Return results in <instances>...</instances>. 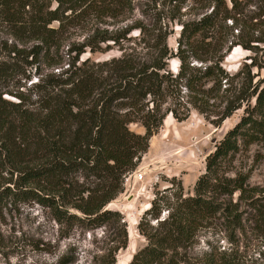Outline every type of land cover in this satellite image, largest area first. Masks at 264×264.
Returning <instances> with one entry per match:
<instances>
[{
  "label": "trees",
  "instance_id": "16d2710c",
  "mask_svg": "<svg viewBox=\"0 0 264 264\" xmlns=\"http://www.w3.org/2000/svg\"><path fill=\"white\" fill-rule=\"evenodd\" d=\"M151 2L144 17L159 13L147 23L131 19L135 0H0V19L24 26L35 42L0 51V222L7 207L33 202L49 210L63 239L77 228L111 227L112 245L94 264H117L129 235L123 214L108 206L166 118L183 122L195 110L219 126L243 109L207 156L193 195L176 178L156 193L138 224L147 244L129 263L241 264L234 247L248 226L264 236V183L236 165L252 147L264 160V0ZM187 11L199 17L184 20ZM119 18L126 24L118 29L98 26ZM237 46L249 63L230 75L223 64ZM220 226L231 249L195 260L199 235ZM76 255L70 245L56 264Z\"/></svg>",
  "mask_w": 264,
  "mask_h": 264
},
{
  "label": "rangeland",
  "instance_id": "374dc122",
  "mask_svg": "<svg viewBox=\"0 0 264 264\" xmlns=\"http://www.w3.org/2000/svg\"><path fill=\"white\" fill-rule=\"evenodd\" d=\"M151 1L135 0V11L134 15L131 14V19H141L147 23L155 21L159 12L149 11L148 13L152 14L149 18H145L143 13L149 6V9H153ZM158 9L160 10V6ZM186 13L184 20L199 17L195 12ZM124 24L126 22H122V18L98 22L102 29L111 30L118 29ZM23 27L0 19V51L3 54H7L6 47L12 45L24 48L33 46L34 40L29 34L23 33ZM180 29V26H174V34L169 38V45L175 50ZM74 34H77L75 36L77 39L80 34L82 41L85 32L78 30ZM259 46L264 48V44ZM115 55L119 53L113 51L107 55L97 54L94 58L103 60ZM248 55L250 53L240 46L233 48L223 64L227 72L230 75L238 73L244 63H249ZM179 65L178 60H171L170 71L178 73ZM254 73L259 71L255 70ZM259 74L261 77L264 76V72ZM37 80L35 77L33 82ZM5 96L15 100L10 95ZM243 113V109L236 112L219 126L212 123V118L207 119L195 110L183 122L176 121L172 115L166 118L159 133L150 140L148 152L139 160L138 168L146 172L145 179L132 183L126 193L124 191L108 206L109 209L119 210L123 214L129 235L128 248L118 253L117 264H129L136 252L147 244L145 237L138 230V224L144 212L151 207L156 193L172 188L171 181L176 178L181 181L185 194L193 195L198 178L205 172L207 156L214 152L216 145L237 124ZM132 129L137 132L143 131L136 125H133ZM257 151V147H252L250 154H239L236 165L238 167L247 165L245 169L251 174L252 182L264 183V160L259 162L256 159ZM112 233V228L108 226L90 232L77 228L69 238L63 239L62 228L53 220L49 210L33 202L12 205L5 209L0 222V264H56L70 245L77 248L73 264H94L96 257L102 255L105 249L112 245L111 239L114 237ZM227 238L221 226L212 231L202 232L192 250L194 259L200 260L205 252L230 250L232 245ZM240 238L238 247H234L237 260L241 264H264V236L248 226L246 234Z\"/></svg>",
  "mask_w": 264,
  "mask_h": 264
},
{
  "label": "built area",
  "instance_id": "2783aa9c",
  "mask_svg": "<svg viewBox=\"0 0 264 264\" xmlns=\"http://www.w3.org/2000/svg\"><path fill=\"white\" fill-rule=\"evenodd\" d=\"M145 176H146V172L144 171V169L140 167L139 168L137 167L135 171L128 173L125 176V190H124L125 193L128 191L129 186L132 183L143 181L145 179Z\"/></svg>",
  "mask_w": 264,
  "mask_h": 264
},
{
  "label": "bare ground",
  "instance_id": "6f19581e",
  "mask_svg": "<svg viewBox=\"0 0 264 264\" xmlns=\"http://www.w3.org/2000/svg\"><path fill=\"white\" fill-rule=\"evenodd\" d=\"M132 233V235H133V232H131Z\"/></svg>",
  "mask_w": 264,
  "mask_h": 264
}]
</instances>
